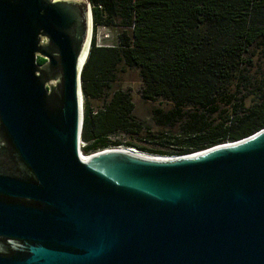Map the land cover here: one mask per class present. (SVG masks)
Returning <instances> with one entry per match:
<instances>
[{
	"label": "water",
	"instance_id": "obj_1",
	"mask_svg": "<svg viewBox=\"0 0 264 264\" xmlns=\"http://www.w3.org/2000/svg\"><path fill=\"white\" fill-rule=\"evenodd\" d=\"M93 31L90 0H0V264H264V127L84 158Z\"/></svg>",
	"mask_w": 264,
	"mask_h": 264
},
{
	"label": "trees",
	"instance_id": "obj_2",
	"mask_svg": "<svg viewBox=\"0 0 264 264\" xmlns=\"http://www.w3.org/2000/svg\"><path fill=\"white\" fill-rule=\"evenodd\" d=\"M90 1L94 34L99 25L123 30L117 45L99 46L93 36L82 73L83 152L138 126L130 91L112 88L121 65L139 69L145 100L171 104L155 114L193 129L177 155L264 127V0ZM102 97L94 109L90 99Z\"/></svg>",
	"mask_w": 264,
	"mask_h": 264
},
{
	"label": "rangeland",
	"instance_id": "obj_3",
	"mask_svg": "<svg viewBox=\"0 0 264 264\" xmlns=\"http://www.w3.org/2000/svg\"><path fill=\"white\" fill-rule=\"evenodd\" d=\"M121 30H123L121 27L99 25L95 34L93 31V36H96L97 44L101 46L117 45L120 43ZM112 86L114 90L121 88L130 91L135 105L134 116L138 126L129 131L112 134L110 140L116 143L105 149L130 148L144 154L171 156L177 155L175 150L179 146L188 144L193 136L192 128L187 127L181 121H166L164 117H160L154 112L155 107H161L164 112H167L171 104L166 100L151 102L142 97V80L138 68H125L121 65L117 80ZM90 100L91 106L97 110L103 106L106 99L102 97Z\"/></svg>",
	"mask_w": 264,
	"mask_h": 264
},
{
	"label": "built area",
	"instance_id": "obj_4",
	"mask_svg": "<svg viewBox=\"0 0 264 264\" xmlns=\"http://www.w3.org/2000/svg\"><path fill=\"white\" fill-rule=\"evenodd\" d=\"M99 45V44H98ZM99 46H101V45H99ZM83 141V140H82ZM84 142V141H83ZM83 146H81V148H82ZM99 151H102V150H99ZM99 151H96V152H93V153H91V154H87L86 156H88V155H92V154H95V153H97V152H99Z\"/></svg>",
	"mask_w": 264,
	"mask_h": 264
},
{
	"label": "bare ground",
	"instance_id": "obj_5",
	"mask_svg": "<svg viewBox=\"0 0 264 264\" xmlns=\"http://www.w3.org/2000/svg\"><path fill=\"white\" fill-rule=\"evenodd\" d=\"M125 149H129V150H132L130 148H125ZM134 151V150H133ZM138 152V151H137ZM83 155L85 156L84 158H86V154L83 153ZM149 155H152V154H149ZM157 156H161V155H157Z\"/></svg>",
	"mask_w": 264,
	"mask_h": 264
}]
</instances>
